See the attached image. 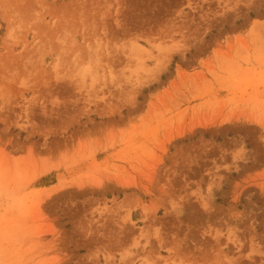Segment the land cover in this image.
I'll use <instances>...</instances> for the list:
<instances>
[{
    "label": "rangeland",
    "instance_id": "1",
    "mask_svg": "<svg viewBox=\"0 0 264 264\" xmlns=\"http://www.w3.org/2000/svg\"><path fill=\"white\" fill-rule=\"evenodd\" d=\"M0 264H264V0H0Z\"/></svg>",
    "mask_w": 264,
    "mask_h": 264
}]
</instances>
